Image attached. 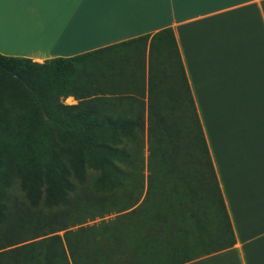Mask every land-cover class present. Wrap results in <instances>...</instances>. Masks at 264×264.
I'll return each instance as SVG.
<instances>
[{
  "label": "trees",
  "instance_id": "1",
  "mask_svg": "<svg viewBox=\"0 0 264 264\" xmlns=\"http://www.w3.org/2000/svg\"><path fill=\"white\" fill-rule=\"evenodd\" d=\"M148 45L147 109L140 99L137 106L122 112L116 106L117 115L109 114L111 101L91 96L99 93V76L118 77L112 87L131 77L137 87L143 81L139 94L145 97L146 78L131 66ZM88 55L96 57L97 79L85 82L88 67L81 59ZM69 96L81 100L66 104ZM146 132L144 202L116 217L121 227L108 224L110 219L85 224L113 213L108 207L90 216L80 211L90 208L88 191L79 189L93 176L90 170L97 173L96 202L121 207L117 197L130 191L118 211L138 203ZM15 182L31 207L49 212L46 217L30 218L25 209L24 216L9 212L8 189ZM236 241L172 27L43 62L0 53V264H179Z\"/></svg>",
  "mask_w": 264,
  "mask_h": 264
},
{
  "label": "crops",
  "instance_id": "2",
  "mask_svg": "<svg viewBox=\"0 0 264 264\" xmlns=\"http://www.w3.org/2000/svg\"><path fill=\"white\" fill-rule=\"evenodd\" d=\"M165 27L178 41L237 238L232 247L179 264H264V0H0V53L39 62ZM95 58L81 59L88 67L82 81L97 79ZM133 68L146 78L145 97L143 81L137 87L131 77L112 87L118 77L99 76V93L91 96L109 99L111 115L140 99L147 109L149 45Z\"/></svg>",
  "mask_w": 264,
  "mask_h": 264
},
{
  "label": "rangeland",
  "instance_id": "3",
  "mask_svg": "<svg viewBox=\"0 0 264 264\" xmlns=\"http://www.w3.org/2000/svg\"><path fill=\"white\" fill-rule=\"evenodd\" d=\"M148 156H149L148 134L146 132L145 141H144V148H143V157H144V170H143L144 173L142 171V173L144 174V184L142 186L143 187V191L141 192L142 194H141L139 200H137L138 203L134 204L132 207H130L127 210H124V211H118L117 208H121L124 204H127V201H128L127 198L129 197V194H131V192L128 191V193H124V194L120 193L119 194V196L117 197L118 198L117 200L119 201L118 205L119 206L122 205L121 207H117L116 205H115V207H113V206L110 205L109 202L105 203V205L104 204H100V202H96V197L93 196L94 194H92V192L94 193V190H96V186H95L94 183H95V175H97V173L90 170V172H92L93 176H91V175L89 176V180H87V182H86L87 184L86 185H83V186L80 185V187H79V189H81L83 191H85V190L88 191V193H87L88 195L86 197H90L91 198V200L88 199L89 202H90V208L88 209L85 206V207L81 208L80 211L82 210L81 212H89L88 216H90L92 213H96V212H108V209H110L109 211L113 212V213L105 215V216H97L96 215V216H94L95 217L94 219H92L90 217V218L87 219L88 221L85 224H100L103 220L107 221V220L110 219V222L108 224H110V223L113 224V225L119 224V227H121L120 223L116 222V220H117L116 219V217H117L116 216L117 215L116 212H125V211H129L130 209H133L134 207H137L142 202H144V199L147 196V192H148V173H149V171H148ZM76 193H75V197H80V195L85 194V192L83 194L81 193L80 195L79 194L76 195ZM136 194H137V190H136L135 193H133L131 195L133 197H132V199L130 197V200H134ZM111 199H113V197ZM147 203H148V201H147ZM96 204H98V205H96ZM8 205H9V212H11L12 214H14V213L17 214L18 213L21 216H24L26 214V212H24V209H25V211L26 210L30 211V212H28L29 214L32 213V216L30 218H32V217L33 218H37V217L44 218V217H46L49 214V212H38V210L36 208L31 207L29 202L27 201V198H26L24 192L21 190V187H20L19 183H17V182L13 183L12 186L9 187V189H8ZM107 207H108V209H107ZM75 220H76V216L74 214L71 217V221L73 222ZM34 223H35L34 221H31L30 224H28V223L26 224L25 228H26V230H28V233L26 234L27 236L32 234L31 233L32 229H30V228H33ZM129 225H130L129 222L127 223V225H125V227L127 229L124 230V232H128L129 227H130ZM73 227H76V226H73ZM64 231L65 230H61V231H58L57 233H60V234L63 235Z\"/></svg>",
  "mask_w": 264,
  "mask_h": 264
}]
</instances>
